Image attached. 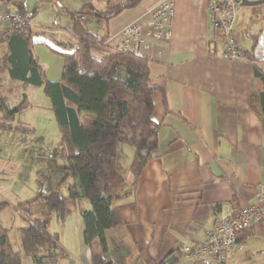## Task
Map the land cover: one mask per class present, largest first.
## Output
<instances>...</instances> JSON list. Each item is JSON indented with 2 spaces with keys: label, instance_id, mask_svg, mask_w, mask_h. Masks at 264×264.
<instances>
[{
  "label": "crops",
  "instance_id": "0c3cea01",
  "mask_svg": "<svg viewBox=\"0 0 264 264\" xmlns=\"http://www.w3.org/2000/svg\"><path fill=\"white\" fill-rule=\"evenodd\" d=\"M160 1L142 0L137 8L124 11L110 22L107 34L118 40L125 26ZM169 1L174 5L173 36L156 45L149 59L151 85L156 88L153 119L160 126L158 157L144 168L134 194L114 205L123 223L106 232L107 264H160L176 251L182 255L181 264H195L181 249L202 245L220 216L256 203L264 191V121L259 104L251 105L252 95L263 88L257 72L264 75V44L260 41L264 24L258 20L254 26H243L242 18L247 14L242 10L235 18L234 36L237 46L248 55L228 60L223 56L222 42L217 41L216 52L213 48L212 0ZM6 8L9 6L0 4V11ZM54 9L50 11L54 13ZM59 22L60 26L48 28L35 25L33 30L53 42L77 46L74 35L76 39L71 40L62 33L65 28L70 32L69 19L67 26L61 19ZM33 52L47 80L61 83L64 59L43 45H35ZM4 77V83L6 79L11 83L9 87L5 83V90L21 85L8 75ZM25 92L29 107L16 116L14 124L35 129L37 136L34 125H39L37 120L43 115L53 114L51 102L42 88L29 86ZM36 96L41 104H32ZM22 100L23 93H15L11 107ZM45 118L58 127L55 116L53 122L50 115ZM83 120L93 121L95 116L84 115ZM7 134L10 139L12 132L0 137ZM121 152L127 157L128 169L135 151L124 147ZM15 153L7 156L11 159ZM31 165L37 181L38 173L45 170L36 161ZM4 169L0 160V184L8 181L3 177ZM48 181L49 177L44 183ZM72 205L62 223L57 216L47 215L48 229L57 234L67 256L57 264H93L92 248L84 242L81 216V211L92 208L91 203L81 199ZM93 247L98 250L99 241ZM227 264H264V224H254L242 233Z\"/></svg>",
  "mask_w": 264,
  "mask_h": 264
},
{
  "label": "trees",
  "instance_id": "16d2710c",
  "mask_svg": "<svg viewBox=\"0 0 264 264\" xmlns=\"http://www.w3.org/2000/svg\"><path fill=\"white\" fill-rule=\"evenodd\" d=\"M15 1L20 0H0V4L7 6ZM42 1L55 3L58 0ZM103 1L106 7L100 11L87 6L76 13L57 12L58 21L62 17L69 19L68 28L73 29L72 34L78 39L77 46L70 47L54 41L75 51L63 54L51 50L64 59L61 83L47 80L46 72L33 52V38L40 33L31 26L1 28L0 25V135L7 132L35 135V129L14 126V122L16 116L29 107L26 88H42L51 102L50 110L61 135L59 154L67 163L63 180L65 182L74 172L79 178L78 183L69 185L68 197H63L57 190H49L46 195L17 205L29 222L19 231L23 254L31 258L32 264H57L67 257L59 246L57 234L48 229L47 215L54 214L62 223L71 213L69 204L81 199L88 200L92 207L81 211L84 242L92 248L93 264H107L106 232L123 223L114 205L134 194L144 168L158 157L160 126L153 119L156 88L151 85L150 61L107 47L110 22L124 11L137 8L142 0ZM18 11L25 13V6L21 4ZM84 15L94 17L106 33L98 35L90 31L82 22ZM260 41L264 44V38ZM6 74L21 85L5 90L3 76ZM257 76L263 88L252 95L251 105L254 108L259 104V114L264 121V75L257 72ZM21 92L23 100L12 108L11 97ZM84 115H93L95 120H83ZM121 146L135 151L128 169ZM38 175L42 182L50 176L41 172ZM43 199L47 213L32 211V207ZM8 205L7 202L0 203V216ZM34 214L40 217L35 218ZM244 232L238 234L237 244ZM9 234L0 222V264H23L22 252L14 249ZM95 241H99L98 250L93 247ZM181 260V253L176 251L160 264H181ZM195 264L211 263L200 260Z\"/></svg>",
  "mask_w": 264,
  "mask_h": 264
},
{
  "label": "rangeland",
  "instance_id": "374dc122",
  "mask_svg": "<svg viewBox=\"0 0 264 264\" xmlns=\"http://www.w3.org/2000/svg\"><path fill=\"white\" fill-rule=\"evenodd\" d=\"M50 3L51 2L42 0H20L9 3L8 6L11 11H17L19 6L23 4L25 10L32 15V29L35 25L48 28L59 23V21L55 19V10L56 12L64 11L76 13L82 11L83 8L87 6L92 7L96 11L104 10L102 7L104 3L103 0H58L55 3H51L52 5ZM42 4L45 5L40 8ZM52 7H55L54 13L51 12L52 10L50 11ZM242 10H246L245 14H247L242 18L243 26L248 27L251 24L254 26L257 24L258 20L264 24V5L255 7L239 5L236 8L235 17H237ZM1 13L2 11H0V15ZM61 21L67 26L68 19L66 17H62ZM82 22L95 34L103 35L106 31L103 26L97 24V20L91 15H84ZM65 29L62 30L63 36L71 40L76 39L73 34ZM4 76L3 79L5 78ZM5 83L6 87H9L7 86L10 83L9 80L6 79ZM6 87L4 89H6ZM32 104H41L38 100V96H36ZM49 115L52 122L54 121V116L51 112L45 116L43 115L44 118L37 120L39 125L35 124L34 126L37 128L38 134L34 136V138L18 133H12L10 139L7 138L8 134L5 137H0V147L2 150L0 154H3V156L0 155V160L1 164L5 167L3 177L5 180H8L4 181V184H0V203L2 201L9 203L8 208L1 213L0 222L4 228L10 231L9 236L14 249L22 252L23 264H32L31 258L23 254L19 231L21 228H26L29 222L26 215L17 208V205L33 198L40 197L41 195H46L49 189L52 191L57 190L63 197H68L69 185L74 182L78 183L79 181L76 172L70 175L65 182L63 180L66 173L62 172L64 169H62L61 166H66V162L61 159L59 154L60 134L56 124L50 123L45 118ZM18 127H20V125H18ZM122 147L127 148V146H121V149ZM12 152L16 153L15 156L10 159L7 155ZM33 161L43 166L42 170H45L43 172L47 173L51 171L48 183H44L40 181V179L37 180L38 182L36 181V176L33 175V171L36 169L31 165ZM69 206L71 209L74 208L72 204H69ZM82 208H85L83 204ZM36 210L45 214L47 213V204L44 199L32 207V211L35 212ZM34 217L39 218L40 216L34 214Z\"/></svg>",
  "mask_w": 264,
  "mask_h": 264
},
{
  "label": "built area",
  "instance_id": "2783aa9c",
  "mask_svg": "<svg viewBox=\"0 0 264 264\" xmlns=\"http://www.w3.org/2000/svg\"><path fill=\"white\" fill-rule=\"evenodd\" d=\"M239 3L234 0H212L210 2V22L215 40L216 52L218 43H223V56L228 60H237L245 56L244 51L235 42V14ZM32 15L2 10L0 25L2 28L21 25L31 26ZM59 26L60 22L57 23ZM174 5L169 0L149 7L137 21L125 26L120 38H110L107 47L110 50L151 59L150 54L156 45L165 44L173 36ZM72 33L73 29L70 27ZM254 224H264V191L256 203L236 209L220 216L212 229L207 233L206 241L199 247H184L182 253L195 262L204 260L211 264H227L235 246L238 234Z\"/></svg>",
  "mask_w": 264,
  "mask_h": 264
},
{
  "label": "water",
  "instance_id": "95a60500",
  "mask_svg": "<svg viewBox=\"0 0 264 264\" xmlns=\"http://www.w3.org/2000/svg\"><path fill=\"white\" fill-rule=\"evenodd\" d=\"M9 1H13V0H9ZM234 1L239 3V5H241V6H247V7L259 6V5L264 4V0H234ZM33 44L34 45H43V46L49 48L50 50H53V51L58 52V53H63V54L75 52L74 50H68V49L61 47L60 45L53 42L51 39H49L45 36H42V35L35 36L33 38Z\"/></svg>",
  "mask_w": 264,
  "mask_h": 264
}]
</instances>
